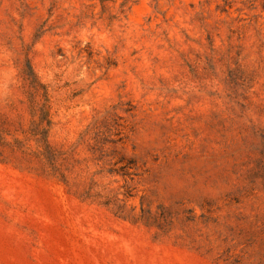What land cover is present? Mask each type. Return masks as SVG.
I'll list each match as a JSON object with an SVG mask.
<instances>
[{"label":"rangeland","instance_id":"obj_1","mask_svg":"<svg viewBox=\"0 0 264 264\" xmlns=\"http://www.w3.org/2000/svg\"><path fill=\"white\" fill-rule=\"evenodd\" d=\"M0 264H264V0H0Z\"/></svg>","mask_w":264,"mask_h":264}]
</instances>
